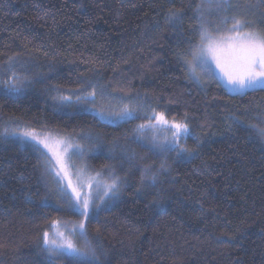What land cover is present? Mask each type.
Returning <instances> with one entry per match:
<instances>
[{
    "label": "trees",
    "instance_id": "obj_1",
    "mask_svg": "<svg viewBox=\"0 0 264 264\" xmlns=\"http://www.w3.org/2000/svg\"><path fill=\"white\" fill-rule=\"evenodd\" d=\"M189 3L0 0V62L19 54L32 71L48 76L23 95H0V133L14 119L66 135L91 129L104 133L105 142L114 137L123 142L142 120L99 127L90 116L73 115L71 108L54 111L43 91L44 84L51 83L71 94L78 75L87 73L110 82L109 91L146 95L147 103L166 111L170 121L186 113L193 132L203 140L195 159L173 163L169 158L171 171L160 176L151 193L136 191L139 171L132 169L119 198L91 219L89 232L96 236L99 228L97 240L107 253L106 264H264V143L227 128L231 112L264 127V91L233 95L215 83L197 87L184 78L175 55L184 38L165 25L163 10ZM231 3L228 15L264 29V0ZM190 15L191 10L184 17L185 29L192 22ZM216 16L208 15L210 28ZM187 143L191 146L192 139ZM163 158L150 155L145 163ZM85 162L98 170L105 157L90 156ZM42 165L43 157L19 141L0 137V264H48L37 247L45 224L77 219L56 211L55 194L49 195L47 207L40 206L46 193ZM55 264L70 262L59 259Z\"/></svg>",
    "mask_w": 264,
    "mask_h": 264
},
{
    "label": "snow or ice",
    "instance_id": "obj_2",
    "mask_svg": "<svg viewBox=\"0 0 264 264\" xmlns=\"http://www.w3.org/2000/svg\"><path fill=\"white\" fill-rule=\"evenodd\" d=\"M232 7L231 0H190L187 6L163 10L165 25L173 34L184 38V46L175 55L184 78L197 87L203 86L205 81L201 77H204L208 83H215L233 95L264 91V29H258L252 20L228 15ZM189 10L192 22L185 29L184 17ZM212 12L217 16L215 26L210 28L207 17ZM52 71L54 67L50 65L49 72ZM0 75L4 77L0 79V95L9 99L25 94L48 79L47 74L32 71L19 54L0 62ZM109 87L110 82L102 83L87 73H80L71 94H65L63 88L51 83L44 84L43 91L50 96L54 111L71 108L73 115L90 116L99 127L142 120L125 134L123 142L120 137L105 142L104 133L91 129L58 136L47 125L37 129L14 119L6 123L15 126H5L0 133L3 139L19 141L43 157L40 180L46 193L40 206L47 207L49 195L55 194L56 211L77 217L68 222L70 227L59 219L45 224L42 238L37 237V247L48 264H55L59 259H67L70 264H106L107 253L97 240L99 228L94 236L88 225L119 198L128 185L132 169L139 171L136 191L148 194L156 189L160 176L171 171L169 158L173 163L189 162L202 148L203 140L193 132L186 113L169 121L166 111H157L147 103L146 95L141 97L130 91L121 94V89L109 91ZM114 100L118 103L113 104ZM227 119L231 121L228 131H245L250 139L264 143V127L246 123L243 113L231 112ZM147 130H153L151 137L145 136ZM157 130L168 134L161 137ZM189 138L193 141L191 146L187 143ZM99 155L105 157V162L98 170H92L94 174L89 173L90 166L86 163L75 173H69L73 156L86 161L90 156ZM150 155L164 158L158 163L156 160L145 163Z\"/></svg>",
    "mask_w": 264,
    "mask_h": 264
},
{
    "label": "rangeland",
    "instance_id": "obj_3",
    "mask_svg": "<svg viewBox=\"0 0 264 264\" xmlns=\"http://www.w3.org/2000/svg\"><path fill=\"white\" fill-rule=\"evenodd\" d=\"M201 79L205 81L204 84H205V83H208V82H207V78L201 77ZM116 102H118V101H115V100H114V101H113V104H116ZM169 121H170V120H169ZM7 126H8V127H14L15 125L10 124V125H7ZM145 133L148 134V136L151 137L152 134H153V130H147ZM53 134H54V135H58V136L66 135V134L57 133V132H53ZM157 134L160 135L161 137H163V135H166V134H168V133H164V132L161 131V130H157ZM53 163H55V161H53ZM85 163H86L85 161H82V160H80L79 158L73 156V157L71 158V161H70L71 167L69 168V173H70V174L75 173V172H76L78 169H80ZM89 173L94 174L90 168H89ZM73 178H74V177H73ZM85 191H87V188H85ZM101 194H102V193H101ZM61 221L64 222V223H66L67 226H69V227L71 226L70 223H68V221H65V220H61Z\"/></svg>",
    "mask_w": 264,
    "mask_h": 264
}]
</instances>
